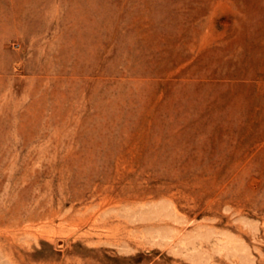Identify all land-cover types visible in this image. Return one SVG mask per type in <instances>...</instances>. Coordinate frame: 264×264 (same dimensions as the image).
<instances>
[{"label": "rangeland", "instance_id": "obj_1", "mask_svg": "<svg viewBox=\"0 0 264 264\" xmlns=\"http://www.w3.org/2000/svg\"><path fill=\"white\" fill-rule=\"evenodd\" d=\"M0 264H264V0H0Z\"/></svg>", "mask_w": 264, "mask_h": 264}]
</instances>
